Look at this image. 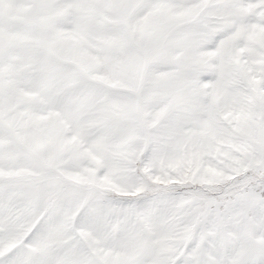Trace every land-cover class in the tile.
Instances as JSON below:
<instances>
[{
    "label": "snow or ice",
    "instance_id": "snow-or-ice-1",
    "mask_svg": "<svg viewBox=\"0 0 264 264\" xmlns=\"http://www.w3.org/2000/svg\"><path fill=\"white\" fill-rule=\"evenodd\" d=\"M0 264H264V0H0Z\"/></svg>",
    "mask_w": 264,
    "mask_h": 264
}]
</instances>
